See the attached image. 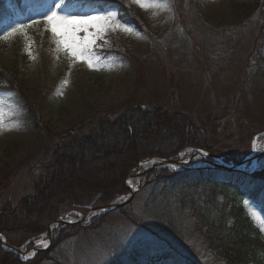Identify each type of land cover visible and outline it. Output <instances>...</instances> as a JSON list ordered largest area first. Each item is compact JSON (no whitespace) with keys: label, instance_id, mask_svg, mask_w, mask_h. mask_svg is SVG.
Returning a JSON list of instances; mask_svg holds the SVG:
<instances>
[{"label":"rangeland","instance_id":"1","mask_svg":"<svg viewBox=\"0 0 264 264\" xmlns=\"http://www.w3.org/2000/svg\"><path fill=\"white\" fill-rule=\"evenodd\" d=\"M124 1L134 9L138 26L121 24L115 10L65 16L103 18L95 21L98 28L89 26L87 33H77L81 39L90 35L95 40L86 53L92 68L83 58L58 51L44 23L50 10L59 15L58 8L65 0H52L46 12H41V19L28 10L23 31L1 35L0 67L14 61L21 65L24 90L36 104L45 129L28 126L22 106L11 94L0 92V211L4 202L16 203L31 194L28 165L33 169L35 164L28 161L44 158L56 145L58 135L72 130L74 139L89 137L94 129L85 122L96 116L112 119L129 106L161 105L191 115L208 134L212 154L223 163H228L226 158L242 159L264 149V81L255 69L249 75L246 68L262 23L259 1ZM179 158L182 166H203L202 160L189 152ZM262 166L264 156L241 170L254 172ZM93 167L77 178L79 184L115 182L117 172L95 176L90 172ZM141 184L136 183L130 217L152 228L158 207L146 206ZM186 201L188 206L190 201L199 209L204 206V200L196 196ZM241 205L264 234L263 211L246 199ZM198 208L191 212L198 214ZM182 211L191 224V212ZM78 218L74 212L63 216L69 221ZM117 227V242L108 239L109 246L148 238L147 232L126 220L119 221ZM98 236L89 234L66 242L55 253V264H104L110 256L99 246ZM37 243L47 245L48 237L43 235L34 245ZM196 260L205 264L202 257Z\"/></svg>","mask_w":264,"mask_h":264},{"label":"trees","instance_id":"2","mask_svg":"<svg viewBox=\"0 0 264 264\" xmlns=\"http://www.w3.org/2000/svg\"><path fill=\"white\" fill-rule=\"evenodd\" d=\"M51 1L0 0V36L9 25L13 28L24 25L27 10L36 16L46 12ZM258 1L262 23L246 68L249 75L255 69L264 81V0ZM124 2L65 0L58 12L69 16L76 11L115 10L120 23L138 26L134 9ZM0 92L11 94L22 106L28 126L45 129L36 104L24 90L22 68L17 61L0 67ZM85 123L94 129L91 136L74 139L75 131H68L56 137V145L44 158L33 157L28 161L35 164L33 169L28 165L31 194L1 206L0 235L7 246L25 245L30 249L32 241L63 216L73 212L83 216L89 209L118 202L128 195L127 176L145 159H173L192 148L212 154L208 134L191 115L171 112L161 105L129 106L112 119L96 116ZM91 157L96 159L89 162ZM226 160L227 164H236L240 159ZM92 166L90 172L95 176L105 171L109 176L117 172L115 182L79 184L77 178ZM140 181L146 206L158 207L152 228L130 217L128 205L95 216L89 223L59 225L53 229L51 246L29 261L18 260L15 254L3 249L0 241V264H55L54 255L61 246L89 234L99 235V246L110 256L104 264H199L196 260L199 257L205 264H264V234L241 205L246 199L264 214V166L253 173L208 166L179 172L162 168L141 174ZM189 196L202 198L204 206L199 209L195 201L188 206ZM192 208H198L199 213H192ZM185 209L192 214L191 224L182 217ZM122 220L147 232L148 238L107 245L108 239H118L117 224Z\"/></svg>","mask_w":264,"mask_h":264},{"label":"snow or ice","instance_id":"3","mask_svg":"<svg viewBox=\"0 0 264 264\" xmlns=\"http://www.w3.org/2000/svg\"><path fill=\"white\" fill-rule=\"evenodd\" d=\"M139 2V0H137ZM114 15V14H113ZM103 19L102 17H88L85 19L75 17H65L58 15L56 11L50 10V14L46 15L44 23L49 27L57 50H65L73 58H83L88 64L89 68L93 67V62L90 57L86 55L88 47L95 43V40L90 35H85L82 39L77 35L78 32H88V27L98 28L95 21ZM130 30V29H126ZM23 31V26L13 28L7 35L11 36L16 32ZM7 38V37H5ZM67 83V81H65Z\"/></svg>","mask_w":264,"mask_h":264},{"label":"water","instance_id":"4","mask_svg":"<svg viewBox=\"0 0 264 264\" xmlns=\"http://www.w3.org/2000/svg\"><path fill=\"white\" fill-rule=\"evenodd\" d=\"M197 154L195 157L204 160L205 159V155L204 152L202 150H196ZM264 155V151L261 152H256L255 154H250L249 156H247L245 159L239 161L236 165H231V166H227L224 165L222 163H220V160L212 155H208L207 157L210 159H213L215 162H210V163H205L206 165H210L212 167H217V168H223V169H227L230 171H237L240 170L241 167H244L245 165H247L248 163H253L256 162V160L260 157ZM183 162L179 159H160V158H154V159H149V160H144L142 162H140V164L137 166L136 169H134L127 177V180L125 182V186L128 188L129 190V195L128 197L120 202V203H116V204H112L109 206H105V207H97V208H93L90 209L89 212L82 217L81 219H78L76 221H56L53 225H72V224H78L81 223L82 221L88 219L91 215L95 214V213H104V212H109L112 210H116V209H120L125 207L126 205H128L134 196L135 191L137 190L136 188V183L139 181V175H140V171H143L142 173H145L147 171L150 170H155V169H159V168H169V167H173V166H178L181 167V169H184L185 167L182 166ZM130 181H134L132 182L134 185V188H131L129 186V182ZM52 225V224H51ZM51 225L48 227V234L50 235V242H51ZM5 248H8L7 246H5ZM43 248H33L31 251L27 252L25 255H29L30 253H32L34 250L35 251H39ZM12 250L21 253L20 249H14L12 248Z\"/></svg>","mask_w":264,"mask_h":264},{"label":"bare ground","instance_id":"5","mask_svg":"<svg viewBox=\"0 0 264 264\" xmlns=\"http://www.w3.org/2000/svg\"><path fill=\"white\" fill-rule=\"evenodd\" d=\"M107 158H108V156H105V157H104V160H106ZM95 159H96L95 157H91V158L88 159V161L91 162V161H93V160H95ZM132 182H134V181H132ZM131 184H132V183H131ZM131 184H130V185H131ZM132 186H133V184H132ZM41 246H43L42 243H37V244H36V247H41Z\"/></svg>","mask_w":264,"mask_h":264}]
</instances>
